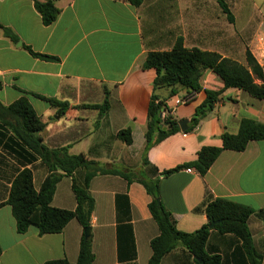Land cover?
<instances>
[{
	"label": "crops",
	"instance_id": "crops-1",
	"mask_svg": "<svg viewBox=\"0 0 264 264\" xmlns=\"http://www.w3.org/2000/svg\"><path fill=\"white\" fill-rule=\"evenodd\" d=\"M222 1L233 21L217 0H143L138 7L127 0H55L59 13L45 26L32 0H0V103L7 107L25 100L44 125L38 136L49 149L83 155L134 177L160 178L161 203L179 232L192 233L206 224L204 207L216 199L248 209L255 255H248L235 236L215 230L205 252L220 264H264V138L248 141L242 151H222L204 176L189 168L160 177L194 161L202 147H221L223 134L239 136L243 122L264 126V100L225 89L210 70L203 73L199 91L178 87L170 94V88L155 87V71L144 68L149 53L170 52L179 40L185 50L214 53L243 67L248 51L263 66L264 0ZM234 2L238 14L232 12ZM2 28L11 30L18 41L12 43ZM24 46L56 60L36 58ZM206 91L220 94L213 109L188 131ZM153 97L166 107L161 118L171 117L178 128L185 121L187 128L145 150L147 108ZM175 99L187 102L175 107ZM121 130L130 132L129 145L116 138ZM156 137L154 133L152 140ZM24 169L31 172L37 191L47 176L46 167L0 122V264L75 263L84 235L76 220L57 234L40 236L34 227L16 232L11 209L4 203ZM84 175L77 169L62 176L51 206L75 210L72 183L82 187ZM88 192L93 199L88 227L93 264H147L150 241L159 232L143 186L104 174L91 178ZM161 264L197 261L179 246L163 256Z\"/></svg>",
	"mask_w": 264,
	"mask_h": 264
},
{
	"label": "trees",
	"instance_id": "trees-1",
	"mask_svg": "<svg viewBox=\"0 0 264 264\" xmlns=\"http://www.w3.org/2000/svg\"><path fill=\"white\" fill-rule=\"evenodd\" d=\"M35 11L40 16L43 25L53 23L59 13L55 0H32ZM134 7L141 5L143 0H127ZM227 16L233 21V16L222 0H217ZM3 34L12 43L18 38L7 28H2ZM24 49L32 56L54 61L53 57L32 52L29 47ZM247 67L236 62L222 59L214 53L201 52L199 50H185L179 40L170 52L149 53L144 62V68L153 69L156 73L155 87L170 88V94L174 88H182L197 92L200 89L199 81L205 71H212L224 84V88H235L246 92L256 100H264V65L259 66L252 55L247 51L245 55ZM261 81L260 85L255 81ZM220 92L206 91L204 103L197 108L191 126V131L199 121L213 109ZM51 105L66 107L55 101L49 100ZM107 107L105 97L102 106ZM166 112L164 102L153 97L147 108V129L145 133V150L179 132L177 124L171 117L161 118L160 114ZM0 122L5 125L14 136L34 155L39 158L47 169V176L37 191L32 184L31 172L27 169L20 171L14 178L5 205L11 209L15 220V228L18 234H23L29 227H34L38 235L60 233L66 224L76 220L85 229L89 227V219L93 210V199L88 192V184L95 175L114 174L123 177L127 182L137 181L143 186L150 197L148 210L157 225L159 234L150 241L151 256L147 264H161L163 256L175 249L184 247L197 264H220L217 257L208 256L205 245L212 230L219 234H231L238 238L248 255H255L251 236L247 228V218L250 211L242 206L224 201L214 200L204 207L207 223L192 233L179 232L171 214L164 208L159 195L160 178L145 179L142 176L124 174L116 170H108L97 163L86 159L83 155L71 156L64 149H49L43 145L38 134L43 130V123L36 117L33 110L25 100H19L10 106L0 103ZM166 123L171 128L162 131L159 126ZM157 133L155 140L152 135ZM116 138L126 145L131 143L130 132L121 130ZM264 138V126L252 122H243L239 136L223 134L221 147H202L196 159L190 163L179 165L173 169L161 173L160 177H168L183 169H194L200 176H204L213 162L224 150L242 151L250 140ZM143 163L147 164L144 158ZM85 171L82 187L72 183V192L76 201L73 211L56 209L51 206L52 197L57 183L62 176H70L77 170ZM213 224L210 229L209 225ZM1 254V250H0ZM43 264H72L66 260H53ZM73 264H93L90 238L84 235L79 243L77 260Z\"/></svg>",
	"mask_w": 264,
	"mask_h": 264
},
{
	"label": "water",
	"instance_id": "water-1",
	"mask_svg": "<svg viewBox=\"0 0 264 264\" xmlns=\"http://www.w3.org/2000/svg\"><path fill=\"white\" fill-rule=\"evenodd\" d=\"M21 44L18 42L17 43V46H20ZM183 124H186V122L184 121V122H181V123H179V128H180V130L181 131H185L186 130V126L185 125H183ZM159 128L162 130V131H165L166 129H170L171 128V126H168L166 123H162L160 126H159ZM213 227V224H210L209 225V228L211 229ZM83 233H84V237L85 238H88L89 237V228H85V229H83Z\"/></svg>",
	"mask_w": 264,
	"mask_h": 264
},
{
	"label": "built area",
	"instance_id": "built-area-1",
	"mask_svg": "<svg viewBox=\"0 0 264 264\" xmlns=\"http://www.w3.org/2000/svg\"><path fill=\"white\" fill-rule=\"evenodd\" d=\"M187 102V100L186 99H175V101H174V105H175V107L176 106H180V105H182V104H184V103H186ZM187 172H190L189 170H186Z\"/></svg>",
	"mask_w": 264,
	"mask_h": 264
},
{
	"label": "rangeland",
	"instance_id": "rangeland-1",
	"mask_svg": "<svg viewBox=\"0 0 264 264\" xmlns=\"http://www.w3.org/2000/svg\"><path fill=\"white\" fill-rule=\"evenodd\" d=\"M259 1H261V0H259ZM231 6H232V7H231V8H232V12H233V10H234V12H235L236 14H238V13H237V12H238V11H237V7H236L237 5L235 4V2H234Z\"/></svg>",
	"mask_w": 264,
	"mask_h": 264
}]
</instances>
